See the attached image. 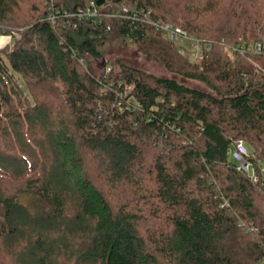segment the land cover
<instances>
[{
	"label": "trees",
	"instance_id": "trees-1",
	"mask_svg": "<svg viewBox=\"0 0 264 264\" xmlns=\"http://www.w3.org/2000/svg\"><path fill=\"white\" fill-rule=\"evenodd\" d=\"M91 2L140 17H79ZM155 22L213 45L192 61ZM12 30L0 264H264V49L233 48L264 40V0H0V34ZM111 36L209 90L122 60L97 76L85 58ZM238 139L256 180L229 159ZM21 193L53 211L31 212Z\"/></svg>",
	"mask_w": 264,
	"mask_h": 264
},
{
	"label": "built area",
	"instance_id": "built-area-1",
	"mask_svg": "<svg viewBox=\"0 0 264 264\" xmlns=\"http://www.w3.org/2000/svg\"><path fill=\"white\" fill-rule=\"evenodd\" d=\"M105 7L106 6L97 7L94 2H91L86 10L78 11L76 14L79 17H96L99 19H102L105 16L123 17L127 19H138L140 17L139 12L131 10L125 5H121L112 11H106ZM52 18L54 20L55 16H52ZM154 24L157 26V29L163 31L165 37L174 41L178 45L181 54L188 55L192 61L200 60L213 45V42L209 39L190 36L188 32L179 25L160 22H155ZM11 38L12 35L7 43L11 41ZM233 48L242 54L247 51L261 53L264 49V44L262 41H258L250 44H239ZM108 69H110L109 66ZM251 154V150L243 139L235 141L228 152L229 159L237 165V168L256 180L258 179V173L254 163L250 159ZM261 170L264 172L263 167Z\"/></svg>",
	"mask_w": 264,
	"mask_h": 264
},
{
	"label": "rangeland",
	"instance_id": "rangeland-1",
	"mask_svg": "<svg viewBox=\"0 0 264 264\" xmlns=\"http://www.w3.org/2000/svg\"><path fill=\"white\" fill-rule=\"evenodd\" d=\"M16 30H12V33H2L0 34V48L4 47L10 39L11 35L16 34ZM264 43V40H262ZM102 60L107 62L114 63L115 69H118V64L115 63L116 60H122L132 66L143 69L149 73H152L156 76L161 77H169L175 78L181 83L189 85L191 87H196L202 90H209V88L202 82L195 79H187L179 74H175L169 71L166 66L150 57H148L143 52L139 51L134 44H124L120 37H113L107 42L105 47V55L102 58H93L86 57L85 61L87 64V68L90 69L91 72L99 76L104 71V67L102 65ZM132 86H127L126 91L129 92ZM249 149L251 150V146L248 144ZM260 165L263 166V163L260 161ZM19 200L25 203L31 212L41 211L43 212H52L53 208L50 204H45L42 200L36 199V196L30 193H21L19 195Z\"/></svg>",
	"mask_w": 264,
	"mask_h": 264
}]
</instances>
